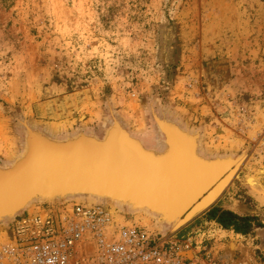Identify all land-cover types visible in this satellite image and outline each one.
Here are the masks:
<instances>
[{"label":"rangeland","instance_id":"1","mask_svg":"<svg viewBox=\"0 0 264 264\" xmlns=\"http://www.w3.org/2000/svg\"><path fill=\"white\" fill-rule=\"evenodd\" d=\"M155 117L197 133L202 156L243 155L214 204L264 223V0H0V165L26 150L24 123L103 138L118 120L161 153ZM68 199L172 233L147 210L81 194L33 200L0 220V242L18 216ZM204 212L174 234H202L218 264H264V227L241 234Z\"/></svg>","mask_w":264,"mask_h":264},{"label":"water","instance_id":"2","mask_svg":"<svg viewBox=\"0 0 264 264\" xmlns=\"http://www.w3.org/2000/svg\"><path fill=\"white\" fill-rule=\"evenodd\" d=\"M155 120L165 135L161 153L147 148L118 120L103 138L80 133L55 139L24 123L26 150L12 165H0V220L37 198L91 194L149 207L171 225L172 233L180 230L218 200L244 156H202L197 133ZM216 187L220 191L208 199ZM178 219L182 223L176 224Z\"/></svg>","mask_w":264,"mask_h":264},{"label":"built area","instance_id":"3","mask_svg":"<svg viewBox=\"0 0 264 264\" xmlns=\"http://www.w3.org/2000/svg\"><path fill=\"white\" fill-rule=\"evenodd\" d=\"M68 200L18 216L0 242V264H218L202 234L178 237L119 205Z\"/></svg>","mask_w":264,"mask_h":264},{"label":"trees","instance_id":"4","mask_svg":"<svg viewBox=\"0 0 264 264\" xmlns=\"http://www.w3.org/2000/svg\"><path fill=\"white\" fill-rule=\"evenodd\" d=\"M131 210V209H130ZM211 220H215L225 229L237 233L248 234L256 227H264V223L256 214H240L231 209L222 208L216 204L204 212ZM183 230H181L182 233Z\"/></svg>","mask_w":264,"mask_h":264},{"label":"bare ground","instance_id":"5","mask_svg":"<svg viewBox=\"0 0 264 264\" xmlns=\"http://www.w3.org/2000/svg\"><path fill=\"white\" fill-rule=\"evenodd\" d=\"M140 140V139H139ZM141 141V140H140ZM142 142V141H141ZM241 161V160H240ZM231 178H229V179H227V181L223 184V185H227V183H228V181L230 180ZM223 185L221 184L220 185V190L222 189V187H223ZM219 188L218 187H216V188H214L213 189V191L211 192V193H213V194H211V195H209L208 196V199H211L214 195H216V193H217V190H218ZM220 190H218V191H220ZM216 191V192H215ZM75 195H81V194H75ZM83 195H85L86 197H92V196H94V195H91V194H83ZM97 197H99V196H97ZM95 198V197H94ZM100 198H105V197H100ZM207 198V197H206ZM39 199V198H38ZM41 199V198H40ZM105 199H109V198H105ZM46 200V199H45ZM113 202H115V203H117V204H120V205H123V206H128V207H130V208H132V209H134V210H147L148 212H150V213H152V214H155V215H157L158 217H159V221H161V222H164L163 220H162V218L158 215V214H156V212H154L153 210H151V208H149V207H146V206H141V205H133V204H131V203H123V202H116V201H114V200H112ZM31 203V202H30ZM29 203V204H30ZM29 204H27L26 206H28ZM199 208H201V207H198V209ZM197 209V208H196ZM195 209V210H196ZM144 219H145V217H144ZM183 221V220H182ZM182 221L180 220V219H178L177 220V223L176 224H179V223H182ZM179 222V223H178ZM164 223H166V222H164ZM167 224V223H166ZM175 224V223H174ZM175 224V225H176ZM232 247L233 248H235L236 247V244L235 243H233V245H232Z\"/></svg>","mask_w":264,"mask_h":264},{"label":"crops","instance_id":"6","mask_svg":"<svg viewBox=\"0 0 264 264\" xmlns=\"http://www.w3.org/2000/svg\"><path fill=\"white\" fill-rule=\"evenodd\" d=\"M12 153V152H9V154ZM13 154V153H12Z\"/></svg>","mask_w":264,"mask_h":264}]
</instances>
